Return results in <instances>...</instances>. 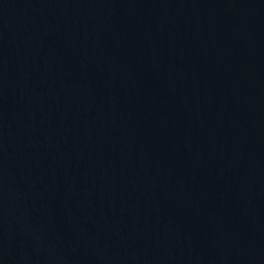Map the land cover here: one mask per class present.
Wrapping results in <instances>:
<instances>
[{"label":"water","instance_id":"obj_1","mask_svg":"<svg viewBox=\"0 0 264 264\" xmlns=\"http://www.w3.org/2000/svg\"><path fill=\"white\" fill-rule=\"evenodd\" d=\"M0 264H264V0H0Z\"/></svg>","mask_w":264,"mask_h":264}]
</instances>
